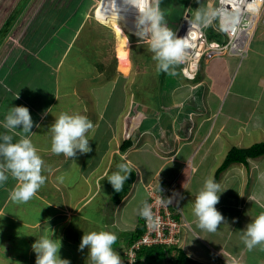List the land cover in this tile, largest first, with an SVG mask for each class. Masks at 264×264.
<instances>
[{
  "label": "crops",
  "instance_id": "0c3cea01",
  "mask_svg": "<svg viewBox=\"0 0 264 264\" xmlns=\"http://www.w3.org/2000/svg\"><path fill=\"white\" fill-rule=\"evenodd\" d=\"M100 1L0 0V122L11 106L29 108L40 125L29 135L47 177L27 203L10 199L17 184L11 176L0 186V264H35L32 245L51 231L61 239L60 257L71 264H91L79 244L84 233L99 230L117 235L113 247L124 261L138 209L148 201L145 187L161 185L171 188L168 196L187 225L177 246L146 247L138 264H173L178 252L197 264H264V247L249 251L240 232L264 211V154L221 169L232 148L264 143V25L244 58L201 60L188 80L181 64L175 74L158 71L149 43L139 37L118 48L123 28L97 20ZM189 1L198 0H163L166 21L173 2L181 19L190 15ZM212 1L193 4L204 9L205 20ZM61 112L92 121V152L70 159L51 152L50 126ZM10 134L14 142L22 135ZM121 163L132 173L118 193L106 177ZM209 177L226 189L216 208L227 223L215 233L200 230L192 213Z\"/></svg>",
  "mask_w": 264,
  "mask_h": 264
},
{
  "label": "clouds",
  "instance_id": "9594fccd",
  "mask_svg": "<svg viewBox=\"0 0 264 264\" xmlns=\"http://www.w3.org/2000/svg\"><path fill=\"white\" fill-rule=\"evenodd\" d=\"M161 2L162 0H128L129 6L138 13L136 16L138 35L141 39H147L149 51L157 62V70L164 73L171 71L175 74V66L186 59L189 33L181 38L167 26ZM201 18V13L197 12L196 20L199 21ZM19 98L18 93L15 99ZM34 126L40 127L38 123H34L26 106H11L0 122V127L6 130L0 133V186L7 183L9 176L16 180L17 184L9 195L10 199L18 204L32 200L47 180L42 174L46 170V162L29 135H35L32 131ZM93 128L92 121L86 115L61 112L50 126L51 152L55 155L63 154L67 159L92 152L88 133ZM18 129L22 135L14 142V135L10 133ZM131 173L129 165L121 163L118 170L106 179L114 191L119 193ZM224 191L226 189H223L214 177L204 181L192 207V213L197 221L196 226L200 230L215 233L222 223H227L226 218L216 208ZM180 199L183 197L180 196ZM172 200V197H161V203L165 205H170ZM138 214L146 219L153 218L151 206L146 201L138 209ZM240 232L241 240L249 251L257 246L264 247V211ZM54 236V232L51 231L50 236H42L32 245L36 253L35 264H71L70 260L60 257L62 242L60 238ZM117 239V235L111 231H91L81 237L78 250L83 252L85 248L88 249L91 264H124L120 253L113 247Z\"/></svg>",
  "mask_w": 264,
  "mask_h": 264
},
{
  "label": "built area",
  "instance_id": "2783aa9c",
  "mask_svg": "<svg viewBox=\"0 0 264 264\" xmlns=\"http://www.w3.org/2000/svg\"><path fill=\"white\" fill-rule=\"evenodd\" d=\"M258 24L264 25V0H216L211 14L203 23H197L184 16L175 32L181 38L189 33L187 56L180 63L182 76L194 80L201 60H210L222 55L244 58ZM210 25L220 37L219 40L208 38L205 29ZM145 191L153 218L143 217L144 233L125 248V264H138L137 254L141 248L177 246L180 241V228L187 225L175 199L170 205L161 203V197L169 198L170 187L146 186ZM177 213L180 214L179 220L174 217Z\"/></svg>",
  "mask_w": 264,
  "mask_h": 264
},
{
  "label": "rangeland",
  "instance_id": "374dc122",
  "mask_svg": "<svg viewBox=\"0 0 264 264\" xmlns=\"http://www.w3.org/2000/svg\"><path fill=\"white\" fill-rule=\"evenodd\" d=\"M197 2H195V1H189L187 5H188V7L190 9V12L189 13L191 15V18L194 19L195 21H197L196 20L197 12H200L201 13V17L202 18H201V20H199L197 22L202 23L205 20V18H206L205 17V14H204V9H203L204 7L202 5L203 3L201 2V0H200L201 4H200V2H198V3ZM206 3L208 4V2H206ZM94 4H96V3H94ZM193 4H196L195 6H200L199 8H201V7H203V8L202 9L195 8ZM212 4H213V7H214L215 4H216V0H213L212 1ZM166 5L167 4H163V0H162V2H161V8H163L164 10H166ZM178 5H180V4H176V3L173 2L172 9L170 11L169 18L167 20V21H169V24L168 23L167 24L170 26V27L169 26L168 27L170 29H172L173 31H175L174 30V25L171 26L170 24H172V23L173 24H178V21H179L180 17H182L181 16L182 11L180 9L178 10ZM191 5H192L193 9H191ZM109 7H110L109 0H101L100 2L97 3L96 7L94 8V15H96V13H100V14L103 13L102 15H104V16L101 15L99 18L105 17L107 19L106 22H108L109 24H112L111 23V19H112V20H114V22L118 23L117 25H119L120 28H121L123 18H121L120 16L114 14V12L109 11L108 10ZM102 21L99 20V22H102ZM211 28H212V26L210 25L208 28L205 29V31L207 32V35L211 31ZM120 32H121V35L127 41L126 42V45H127V43L129 45L128 40L135 41L137 37L140 38V36L138 35L139 29L137 28V25H136V18L130 19V28L128 29V31L126 29H121ZM132 35L133 36H136V38L131 37ZM142 41L148 42L147 39H143Z\"/></svg>",
  "mask_w": 264,
  "mask_h": 264
},
{
  "label": "trees",
  "instance_id": "16d2710c",
  "mask_svg": "<svg viewBox=\"0 0 264 264\" xmlns=\"http://www.w3.org/2000/svg\"><path fill=\"white\" fill-rule=\"evenodd\" d=\"M104 18L105 17H101L100 19H97V20L98 21L99 20L102 21ZM167 23L169 24V21ZM168 24H167V26H169ZM178 24H173L172 23L170 25L171 26L174 25V30H175ZM208 38L209 39H217V40H219L220 37L218 35H216V33L211 28V31L208 34ZM263 154H264V143L254 144L251 147H249L248 149L232 148L227 153L226 158L224 160V163H223L221 169H224L225 167H227L231 163H235V162L244 163L249 158H256V157L261 156ZM117 201H118V198H117ZM143 233H144V224H143V217L141 216L139 224L137 225L136 230H135V232L133 234V237H132V239H131L129 244H131L135 240L139 239L143 235ZM162 248L161 247L158 248V250H161V252H157V254H156L157 257H161L162 256ZM148 249L149 248H146V247L141 248V250L137 254V259L139 260V258L142 255H144V253L146 254ZM150 250L154 251L153 248H151ZM173 264H197V263L192 261L191 259H189L183 253L178 252V254L176 256V260H175V262Z\"/></svg>",
  "mask_w": 264,
  "mask_h": 264
},
{
  "label": "bare ground",
  "instance_id": "6f19581e",
  "mask_svg": "<svg viewBox=\"0 0 264 264\" xmlns=\"http://www.w3.org/2000/svg\"><path fill=\"white\" fill-rule=\"evenodd\" d=\"M109 11L114 12V14L123 18L122 28L128 30L130 28V19L136 17L138 13L134 8L129 6L128 0H109ZM118 48H126V43L124 37L119 34Z\"/></svg>",
  "mask_w": 264,
  "mask_h": 264
},
{
  "label": "water",
  "instance_id": "95a60500",
  "mask_svg": "<svg viewBox=\"0 0 264 264\" xmlns=\"http://www.w3.org/2000/svg\"><path fill=\"white\" fill-rule=\"evenodd\" d=\"M189 17H190V15H189V14H187V15H186V18H189Z\"/></svg>",
  "mask_w": 264,
  "mask_h": 264
}]
</instances>
